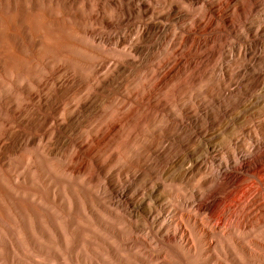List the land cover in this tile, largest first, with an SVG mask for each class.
<instances>
[{
	"label": "rangeland",
	"instance_id": "obj_1",
	"mask_svg": "<svg viewBox=\"0 0 264 264\" xmlns=\"http://www.w3.org/2000/svg\"><path fill=\"white\" fill-rule=\"evenodd\" d=\"M178 1L179 4L164 8H160V0L150 1L152 8L147 16L119 21L113 27L96 14L99 10L98 0H76L74 3L69 0H0V38L16 11L14 9L23 6L19 11L20 21H15L16 28L22 30L21 37H12L15 53L20 60L15 61L10 71L4 70L14 84L5 78L6 86L0 89V116L3 117L0 118V141L8 132V124L18 125L26 134L18 135L20 141L13 146L0 149V264H158L157 260H139L144 257L140 237L145 235L150 238L152 247L157 248L153 253L159 254L163 248L157 246L156 238L161 239V235L169 230L176 233L172 231L176 210L186 209L196 215L201 214L195 205L199 201L183 202L184 206L181 200L174 201L170 192L159 190L160 196H154L158 200L153 205L156 213L149 217L147 205L137 200L146 192L140 177L120 175L114 179L112 174L100 172L101 169L108 171V166L112 167L106 157L109 148L118 147L115 143L118 137L106 145L93 143L91 137L100 127L97 107L83 114L73 123L71 130L65 131L59 126V118L66 116L74 102L94 90L99 75L107 69L111 70L120 60L125 59L128 63L135 61L134 64L139 65L126 79H121L112 97L120 98L133 86L151 83L152 76L148 69L154 70V65L161 66L163 60L176 55L178 37L186 32L185 29L201 26L199 21L205 17L208 8L206 3L210 0ZM230 5L224 6L223 12H228ZM102 10L108 14L115 13L107 5L102 6ZM144 19L163 29L156 34L160 37L157 44L139 40L142 25L139 21ZM61 23L66 25L65 30H71L58 37L61 41L64 38L60 48L65 50V56L56 59L51 49L42 44V40L52 38ZM24 24L31 28L29 34H25L27 28ZM88 43L93 44V51ZM92 55L94 57L90 58ZM86 58L89 60L87 64ZM27 61L32 71L24 76L21 67ZM258 62L263 69L264 57ZM2 65L3 58L0 56ZM260 70L255 73L244 68L236 75L235 81L222 89L225 98L244 97L246 101L251 100L258 91L261 92L257 99L247 103L241 116L232 117L220 129L215 122H204L208 119V112L203 109L196 112L192 121L183 119L181 123L186 128L188 141L193 143V140H197L196 146L206 143L210 146L214 144L215 147L205 152L182 148L183 154L192 159L186 162L178 154L175 164L171 161L164 163V167L169 170L163 168L157 171L155 177L160 176L161 182L156 181V190L162 184L170 188L184 186L185 190L180 193L189 194L195 191L190 189L191 186L196 185L197 190L205 194L208 185L211 187L215 181L222 179V163H219L226 159L227 151L233 153L237 171L244 172L249 166L257 169L255 158L260 154L254 148L257 141L248 136L244 137V142L237 139V143H234L230 138L242 129L241 134L246 135L248 129L255 130V125L260 122L264 111L260 108L264 101V81H261L259 90L252 86L245 94L241 91L243 81L257 73L263 74ZM2 73L0 67V78L5 77ZM73 73L76 77L71 80L70 75ZM59 78H63V81L57 84ZM25 103H28L27 107H24ZM213 106L211 110L216 113L221 111L218 105L213 103ZM106 110L114 115L117 107L107 105ZM24 116L32 119L30 125L22 119ZM200 124L206 127V134H201ZM55 128L59 129V133L54 131ZM193 134L196 139L191 136ZM27 135L31 136L30 140H27ZM225 142H228L226 151L221 147ZM242 143L244 145L240 146ZM257 144L259 149H263L264 139L259 138ZM96 156L105 160L101 168L97 166ZM82 158L85 159V165L80 167L78 163ZM122 160L121 155L119 159L113 160V165H120ZM190 163L193 166L187 173L185 166ZM19 173H27L28 178H32V181L28 180L30 184L44 193L43 201L50 205V214H47L46 219L40 216L35 218L27 208L19 206L22 193L18 192L14 184V175ZM200 181L205 183L200 184ZM247 183L244 185L246 188ZM258 185H261L260 182ZM42 186L43 189H40ZM31 192L34 197L38 191ZM253 192L258 193V190ZM217 195L220 197L219 194L213 197ZM149 196L144 202L151 200ZM227 201L233 202L231 199ZM87 205L100 221L87 210ZM19 207L23 209L25 217L21 215ZM131 211H138L139 217L135 218ZM74 217L79 224L90 226L91 229L77 227ZM49 218L57 224L62 237L51 229ZM204 220L212 227L217 222L215 216L205 217ZM133 222L138 223L136 228ZM237 222V218H228V223L232 225L236 226ZM39 224L46 229L50 239L43 237ZM189 225L195 240L193 224ZM161 228H164L163 234H158ZM248 229H252L255 235H264V221H250L248 226L238 232L242 235ZM207 258L203 254L200 260ZM219 258L224 259L221 255ZM175 264L182 263L178 261Z\"/></svg>",
	"mask_w": 264,
	"mask_h": 264
},
{
	"label": "bare ground",
	"instance_id": "obj_2",
	"mask_svg": "<svg viewBox=\"0 0 264 264\" xmlns=\"http://www.w3.org/2000/svg\"><path fill=\"white\" fill-rule=\"evenodd\" d=\"M69 1L74 3L76 0ZM150 1L153 0H108V2L98 0L99 10L96 14L102 21L105 20L106 23L116 27L119 21H131L147 16L152 8ZM160 1V8L179 4L178 0ZM104 5L110 7L115 13H105L102 10ZM206 5L209 9L205 7V17L199 21L201 26L196 29H185L186 32L178 37L176 55L163 60L164 63L161 66L154 65V70L148 69L152 76L149 85L141 83L139 86L130 88L120 98L112 97L111 94L121 79H126L138 69L139 65L134 64L135 61L128 63L125 59L120 60L111 70L107 69L99 75L94 90L74 102L66 116L59 118V126L69 131L73 123L78 121L83 114L95 107L98 108L100 127L91 137L93 143L98 146L106 145L107 142H114L113 138L118 137V141L115 142L118 147L109 148L106 157L112 167L107 165L110 169L108 171L101 169L100 172L112 174L114 179L115 176L120 175L140 177L141 183H144L142 187L146 188V192L137 200L147 205L149 217H153V213H156L153 205L157 204L158 200L154 196H160L159 190L170 192L171 198L174 201L181 200L182 205H184L183 202L187 203L190 200L199 201L195 204L201 210L199 215L194 214L192 210L178 209L175 211L172 231L175 230L176 233H171L169 230L161 235V239L156 238L157 246L163 248L161 253H153L157 248L152 247L150 238L145 235L140 237L144 254L143 258H139L140 261L157 260L158 264H175L178 261L182 264H264V235L260 233L255 235L252 229H248L242 235L238 232L239 229L243 230L248 226L250 221H264V147L259 149L260 146L257 144L259 138L264 139V111L261 113L260 122L255 125V130L247 128L249 132L246 135L241 134L243 129L238 130V133L230 138L234 143H237V139L244 142V137L248 136H252L254 141H257L254 144V148L260 153L255 158L257 169L249 166L244 172L237 171L232 158L233 153L227 151L226 159L219 163H222V179L215 181L211 187L208 185L205 194H201L196 185L191 186L190 189L195 191L189 194L180 193L185 190L184 186L170 188L162 184L161 188L155 189L156 181L161 182L160 176L155 177L157 171L163 168L169 170L168 167H164V163L171 161L175 164L178 154H181L186 162L192 159L183 154L182 148L205 152L215 147L214 144L210 146L206 143L196 146L197 140H193V143L188 141L186 128L181 123L183 119L188 118L192 121L196 117V112L203 109L208 112L207 122H204L208 124L215 122L220 129L232 117L241 116V111L248 105L247 103L257 99L261 94L258 91L251 100L246 101L244 97L225 98L222 89L235 81L236 75L242 69L247 68L255 73L261 69L258 61L264 57V0H210ZM227 5H230L228 12H223V7ZM22 7L17 6L14 9L16 11L0 38V56L3 58V65L0 67L5 76L0 78V89L6 86L5 78L13 83L4 70L10 71L15 61L20 60L15 53L12 37L14 39L16 36L21 37L22 30L16 28L15 21H20L19 11L23 9ZM139 23L142 24L138 34L139 40L157 44L160 37L156 34L161 33L163 29L149 24L146 19L140 20ZM24 26L27 28L25 34H29L31 28L26 24ZM65 28L64 23L59 24L52 38L47 37L42 40V44L51 49L56 59L65 56V50L60 48L64 38L62 41L58 38L71 30H65ZM88 47L94 50L92 43H88ZM92 57L94 55L90 56ZM88 62L86 58L85 64ZM21 68L24 76L31 74L32 66L28 61ZM259 72H264V68ZM257 74L243 81L241 86L243 94L252 86L260 89L259 85L261 81H264V73ZM75 77L74 73L70 75L71 80ZM62 81L63 78L56 80L57 84ZM213 103L218 105L221 111L216 113L211 110V106L214 107ZM107 105L117 107L114 115L107 112ZM27 106L28 103H25L24 107ZM260 108L264 110V101ZM108 117L109 119H106ZM0 118L3 117L0 116ZM22 119L29 125L32 120L26 116ZM198 126H200L201 134H206L204 131L206 127L201 124ZM15 129L17 131L14 132ZM54 131L59 133L58 128ZM110 133L111 137L108 138ZM18 135L26 134L18 125L8 124V132L0 141V149L9 148L20 141ZM191 136L197 138L194 134ZM26 138L30 140L31 136L27 135ZM227 144L228 142H225L221 146L224 151L228 149ZM242 145L244 143L240 146ZM121 155L122 163L117 166L113 165V160L119 159ZM200 157H203V154H200ZM195 158L199 157L195 156ZM104 162L105 160L97 157V166L101 168ZM78 165L83 167L85 159L82 158ZM192 166L191 163L185 166L188 169L187 173ZM14 177L16 178L14 184L18 192L22 193L18 202L19 206L27 208L35 218L40 216L46 219L47 214L48 216L50 214V205L43 201L42 190L30 184L29 181H32V178H28L27 173H19ZM246 181L248 182L247 188L244 187ZM258 182L261 185H258ZM199 183L204 184L205 181ZM40 189H43V186ZM255 190H258V193L253 192ZM31 191L38 192L32 197L33 192ZM148 194L151 200L144 202ZM215 194H219L220 197L218 195L216 198L213 197ZM227 199L233 202H228ZM255 199L258 200L255 201ZM21 207H19L20 213L25 217ZM86 208L98 219L97 214L89 205ZM131 213L135 218L139 217L138 211H131ZM212 216L217 219L214 227L209 226L204 220L205 217ZM231 216L238 219L236 224L238 228L228 223V218ZM84 218L87 220L86 216ZM25 222L28 227V220L26 219ZM74 223L77 227L91 229L90 226L79 224L76 217H74ZM189 223L193 224L195 240L189 230ZM48 224L58 236H63L52 219H48ZM137 226L138 223L133 222V227ZM38 228L43 237L50 239L44 227L38 226ZM163 229L161 228L158 234H163ZM203 254L208 258L200 260ZM219 255L224 259L220 260Z\"/></svg>",
	"mask_w": 264,
	"mask_h": 264
}]
</instances>
